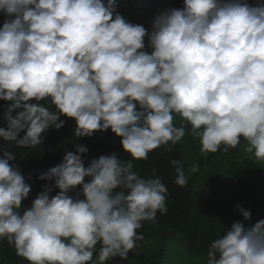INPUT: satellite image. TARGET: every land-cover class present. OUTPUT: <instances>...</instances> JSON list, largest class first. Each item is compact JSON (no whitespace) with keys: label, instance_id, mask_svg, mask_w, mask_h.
I'll list each match as a JSON object with an SVG mask.
<instances>
[{"label":"clouds","instance_id":"1","mask_svg":"<svg viewBox=\"0 0 264 264\" xmlns=\"http://www.w3.org/2000/svg\"><path fill=\"white\" fill-rule=\"evenodd\" d=\"M0 13V241L28 264L127 260L143 223L168 211L163 177L139 175L134 162L171 152L189 126L204 153L243 139L264 162V0H183L150 29L115 0H0ZM61 116L75 121L76 140L110 130L128 158L112 152L85 166L89 150L74 143L37 176L47 183L25 207L32 188L9 148H37L64 127ZM170 163L187 186L180 160ZM236 210L243 219L217 233L206 264H264V219Z\"/></svg>","mask_w":264,"mask_h":264},{"label":"trees","instance_id":"2","mask_svg":"<svg viewBox=\"0 0 264 264\" xmlns=\"http://www.w3.org/2000/svg\"><path fill=\"white\" fill-rule=\"evenodd\" d=\"M134 1L140 5L135 6ZM256 0H248L249 4H255ZM117 11L134 24H142L150 29L151 20L155 14L167 8H182L183 0H115ZM6 17L0 13V26ZM147 44V38H146ZM5 101H0V127H6L7 122L2 118ZM177 117V116H176ZM65 125L59 130L50 128L45 134L44 142L34 149L9 148L17 154L14 162L19 166L26 182L30 184L32 191L29 197L22 202L25 207L37 194L42 191V185L47 183L37 179V176L49 167L59 164L66 151H75L74 143L88 148V154L82 157L85 166L93 157L109 155L116 152L121 159H127V154L120 146V138L111 133L96 132L91 138L84 137L76 140L74 137L73 119L61 116ZM23 135V133H21ZM246 141L241 140L236 148H228L224 151L221 146L217 153H205L199 161L198 171L193 182L180 187L174 183V166L172 159L181 162L182 151L180 142L173 146L169 152L165 147H160L149 153L147 160L134 162V171L143 177L151 176L153 170L163 177L167 186L166 214L157 213L156 223L144 222L140 232L144 240L135 253L129 252L127 260L115 258L111 264H206L207 250L217 233H222L226 228L218 229L214 223V211L220 201L222 190L229 188L239 177L240 168L234 164L243 162L247 156H253L244 151ZM8 145L0 138V149ZM254 157V156H253ZM28 173H33L28 179ZM55 191L52 194H55ZM213 215V216H212ZM264 219V209L252 212V222ZM228 225L227 227H230ZM177 248L181 254L172 257L171 249ZM23 258L16 255L13 247L6 241H0V264H20Z\"/></svg>","mask_w":264,"mask_h":264},{"label":"rangeland","instance_id":"3","mask_svg":"<svg viewBox=\"0 0 264 264\" xmlns=\"http://www.w3.org/2000/svg\"><path fill=\"white\" fill-rule=\"evenodd\" d=\"M133 4L140 5L138 1H134ZM181 123V118L175 117L176 126L180 127ZM180 148L182 151L181 165L184 167L188 182H193L197 171L191 172L189 169L197 165L205 153L201 151L199 140L191 134L190 126L186 128V134L180 141ZM235 166L240 168L239 177L229 188L219 192L221 198L214 211L215 218L213 219V225L218 229L231 225L235 220L243 219L236 210L237 204L250 210L251 213L264 209V162L257 161L255 157L249 155L243 162L233 165ZM171 252L172 257L165 259V263L181 254L177 248L171 249ZM20 264H28V262L23 260Z\"/></svg>","mask_w":264,"mask_h":264}]
</instances>
